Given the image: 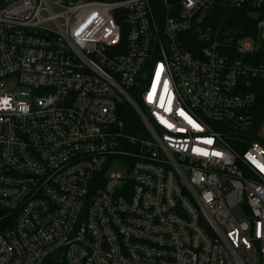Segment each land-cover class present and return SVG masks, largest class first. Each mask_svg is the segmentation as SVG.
I'll list each match as a JSON object with an SVG mask.
<instances>
[{"label": "built area", "instance_id": "obj_1", "mask_svg": "<svg viewBox=\"0 0 264 264\" xmlns=\"http://www.w3.org/2000/svg\"><path fill=\"white\" fill-rule=\"evenodd\" d=\"M255 80L264 0H0V264H264Z\"/></svg>", "mask_w": 264, "mask_h": 264}, {"label": "trees", "instance_id": "obj_2", "mask_svg": "<svg viewBox=\"0 0 264 264\" xmlns=\"http://www.w3.org/2000/svg\"><path fill=\"white\" fill-rule=\"evenodd\" d=\"M246 13L244 10H231L222 4L216 6L212 13V19L215 24L223 23L224 27H227V23L230 26H239L244 22ZM251 90L256 93V103L252 109L255 121L257 125L264 122V81L255 80L252 82ZM120 117L125 121L127 129L133 134H140L142 131L143 123L139 114L127 103H123L121 106Z\"/></svg>", "mask_w": 264, "mask_h": 264}, {"label": "rangeland", "instance_id": "obj_3", "mask_svg": "<svg viewBox=\"0 0 264 264\" xmlns=\"http://www.w3.org/2000/svg\"><path fill=\"white\" fill-rule=\"evenodd\" d=\"M112 171H117V172H122V173H125L126 172V169L123 168V167H119V166H114L113 168H110L109 169V172H112Z\"/></svg>", "mask_w": 264, "mask_h": 264}, {"label": "snow or ice", "instance_id": "obj_4", "mask_svg": "<svg viewBox=\"0 0 264 264\" xmlns=\"http://www.w3.org/2000/svg\"><path fill=\"white\" fill-rule=\"evenodd\" d=\"M5 103H6V101H5ZM209 143H211V141H208Z\"/></svg>", "mask_w": 264, "mask_h": 264}]
</instances>
